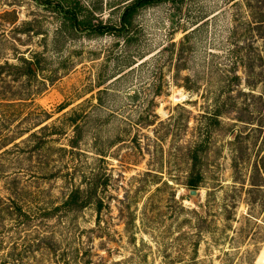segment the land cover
Segmentation results:
<instances>
[{"label":"rangeland","instance_id":"obj_1","mask_svg":"<svg viewBox=\"0 0 264 264\" xmlns=\"http://www.w3.org/2000/svg\"><path fill=\"white\" fill-rule=\"evenodd\" d=\"M67 1L75 0H0V62L20 64L21 56L37 57L40 67L26 85L39 106L0 105V136L33 126L45 115L43 109L49 115L43 123L57 127L53 134L45 131L49 141L43 147L30 141L0 149V264H245L246 250L256 248V259L261 247L256 263L264 264V239H253L264 234V225L251 221L248 227L242 217L250 163L264 155V82L247 85L241 67L238 84L219 75L230 58L228 47L261 42L241 33L250 18L248 1L262 2L185 0L173 16L174 27L168 2L148 5L136 13L134 22L141 26L125 42L110 32H77L54 6ZM78 1L93 20L114 22L127 0ZM194 21L202 28L195 29L196 51L181 75L200 71L197 91L171 83L166 65L162 79L150 57L169 37H182ZM234 27V37H228ZM105 85L109 89L99 103L97 89ZM23 86L14 80V91ZM63 102L69 104L59 110ZM78 104L88 115L71 146L70 113ZM217 107L223 112L207 133L204 179L191 194L184 147L200 133L199 112ZM232 131L239 134L249 162L238 178L244 186L232 207L235 218L227 220L223 205L232 199ZM91 173L103 202L100 211L90 205L69 215L42 214L64 199L73 182ZM9 198L13 211L3 203ZM254 210L263 217L264 209L256 205ZM242 225L249 232L238 235ZM51 228L55 236L46 237ZM229 257L233 260L226 263Z\"/></svg>","mask_w":264,"mask_h":264},{"label":"trees","instance_id":"obj_2","mask_svg":"<svg viewBox=\"0 0 264 264\" xmlns=\"http://www.w3.org/2000/svg\"><path fill=\"white\" fill-rule=\"evenodd\" d=\"M260 1L262 2L261 5H254L251 1H248L247 7L250 18L247 19L241 34L250 33L256 40H261V42L254 46L249 44H236V46L228 47L227 55H229L230 58L228 62L222 63V69L220 70L219 75L224 77V80H226L229 84L240 83L241 78L238 73L239 67H241L242 71L245 73V83L247 85L252 86L257 80L264 82V0ZM160 2H168L174 8L170 16V22L172 27H174L177 20L173 19V16L179 12L185 0H127L120 9L117 20L114 22L102 21L101 18L98 19L96 17L95 18L97 20H93L91 13L87 14V12H82L80 2L78 0L73 1V3L68 1L65 3L57 2L54 6L61 13L63 19L68 21L77 32L99 34L110 32L116 36H123L124 41L129 42L133 38L131 37L133 33L137 32L135 31V29H137L136 27L141 26L139 23L134 22L136 13L145 6ZM200 23L201 22L199 21L192 22L189 27L183 28L185 32L182 37L178 40L173 39L172 36L169 37L167 41L160 46V48L150 55L151 60L155 61L157 64L158 71L162 75V79L164 78L163 66L166 65L168 70L172 71V74L170 75L171 83L184 87L187 90L197 91L199 89L198 80L203 76L200 75V71H197V69L194 70V76H191L189 73L181 75V69L188 67V58H190V56L196 51L194 33L196 28H202L199 26ZM178 25H180V21H178ZM234 31H237V27H234V29L231 30L228 37H231V35L234 37ZM198 34H200V32H198ZM147 53L141 54L140 57L142 58ZM212 54L214 53L212 52ZM20 59V64H14V62H10L8 60L0 62V105H14V102H16L17 104L27 108L32 105L39 106L32 96V93H30L26 88V85L31 79L37 78L38 72L40 71V67L38 65L39 58L36 57V59L32 60L21 56ZM146 59L147 58L142 59L140 62H144ZM210 65L213 66L214 63H211ZM14 68L17 69L14 71ZM256 68H258L257 71H255ZM22 77L25 79H21ZM14 80L20 81V83L24 84V86L14 91ZM164 80L168 84L170 83L168 79ZM100 85L101 83L98 86ZM158 87L159 93L162 85L158 84ZM108 89L107 85L97 89L96 98L99 103L102 101V93L106 92ZM133 96H135V94L132 95V97ZM150 102H152V100ZM68 104L69 103L64 102L60 103L58 109L61 110ZM43 112L45 115L37 118L33 126L22 127L15 133L14 129H12L9 134L1 135L0 149H3L10 144L14 145V142L16 145H19L18 142L28 143L32 141L35 148L45 146L47 141H49L47 134H53L56 132L55 130H57V127L54 123H43L49 117V115H47L48 112L45 109H43ZM222 112L223 110L220 107L213 110L202 109L201 112H199L200 118L196 120V128L200 133H198L191 142H188L185 145L183 153L189 164L185 181V183L190 186L189 188H197L204 179L203 164L209 151L207 133L210 131L209 129L214 123H220L219 115L222 114ZM87 115L88 113L84 111L82 104H78L72 109V112L70 113V120L73 125L74 135L70 138L71 146H75L77 140L80 138L83 128L82 122ZM152 116L153 115L150 113H146L145 115L147 121H152ZM36 126L38 127L33 129ZM45 131H48L49 133L45 134ZM25 132H28V134L23 139H20V141H14L16 137H20ZM232 134H234L232 139L228 141V147L230 150L229 158L234 178L230 189V196L232 199L224 201L223 205V212L226 211L225 219L227 220L230 219L231 216L235 218V214L232 215V207H235L236 197L238 196L240 188L244 186V181L238 180V178H241V170L246 163L249 162V160L246 159L245 154L241 151L242 149L238 138L239 134L234 131H232ZM239 151H241L240 155L238 154ZM248 181V186L246 187V191L248 193V201L246 200L247 209L242 217L245 219L248 227L251 221L262 223V225H264V214L262 215L263 217H258L256 214L259 210H254L256 205L259 206V209H264V155H260L258 159L250 163ZM96 189L97 183L94 173H91L88 176L83 175L78 183H72V187H70L64 199L60 203L43 209L42 214H45V216H52L57 212H62L64 215H69L71 213H77L90 205H93L92 207L96 211H100L103 207V202L101 198L96 196ZM11 199L12 198L4 200L3 203L5 208H11V211H13L14 200ZM15 208L18 209L19 212L22 210L19 205ZM197 218L201 220V216H197ZM200 226L202 225H199V227ZM92 229V227H89L87 230L91 231ZM248 232L249 230L244 225L239 227L236 231L238 235H245ZM46 233L49 234L46 237L52 238L55 236L56 230L51 228L46 231ZM258 238L264 239V234L259 237L254 236V242H257ZM255 252L256 248L246 250V253L244 254L245 257H242V259H245L243 262L245 264H257L254 258ZM229 258V261L226 263L233 260L232 257ZM5 264L10 263L7 262Z\"/></svg>","mask_w":264,"mask_h":264},{"label":"water","instance_id":"obj_3","mask_svg":"<svg viewBox=\"0 0 264 264\" xmlns=\"http://www.w3.org/2000/svg\"><path fill=\"white\" fill-rule=\"evenodd\" d=\"M196 191H197V190H196L195 188H191V189H190V193H191V194H195ZM259 254H260V250H259V252L257 253V256H256V259H255V262H258V261H257V257H258Z\"/></svg>","mask_w":264,"mask_h":264},{"label":"bare ground","instance_id":"obj_4","mask_svg":"<svg viewBox=\"0 0 264 264\" xmlns=\"http://www.w3.org/2000/svg\"><path fill=\"white\" fill-rule=\"evenodd\" d=\"M261 251H262V247H261V249H260V254H259L258 257H257V261L259 260V256L261 255Z\"/></svg>","mask_w":264,"mask_h":264}]
</instances>
